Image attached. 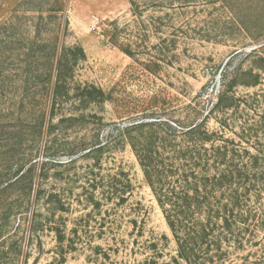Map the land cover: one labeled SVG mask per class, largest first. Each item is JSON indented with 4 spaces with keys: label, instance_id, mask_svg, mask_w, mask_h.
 <instances>
[{
    "label": "rangeland",
    "instance_id": "1",
    "mask_svg": "<svg viewBox=\"0 0 264 264\" xmlns=\"http://www.w3.org/2000/svg\"><path fill=\"white\" fill-rule=\"evenodd\" d=\"M49 5L0 0V264H186L131 141L206 117L264 152V0H65V31ZM55 45L73 50L57 98ZM252 201L248 241L220 264H264Z\"/></svg>",
    "mask_w": 264,
    "mask_h": 264
},
{
    "label": "trees",
    "instance_id": "2",
    "mask_svg": "<svg viewBox=\"0 0 264 264\" xmlns=\"http://www.w3.org/2000/svg\"><path fill=\"white\" fill-rule=\"evenodd\" d=\"M64 1L46 0L49 16L57 21L59 31H65L67 24ZM247 26L241 22L246 34ZM56 48L55 98L61 94L65 65L73 52L63 46L58 51ZM76 51L84 56L81 48ZM258 78V73L238 68L232 81L248 86L257 84ZM228 92L224 90L219 97L216 109L236 102ZM260 118L258 123L264 125L263 113ZM205 120H194L185 128L166 125L165 131L158 133L160 137L150 134L144 143L131 141L145 182L175 241L177 257L186 264H220L228 259L229 247H243L254 227L251 223L258 216V209L250 202H260L264 196V152H250L237 148L233 140L217 138L205 128ZM146 125L154 124L138 123L134 128ZM255 128L248 130L256 134ZM21 170H17L15 180L24 174L18 175Z\"/></svg>",
    "mask_w": 264,
    "mask_h": 264
}]
</instances>
